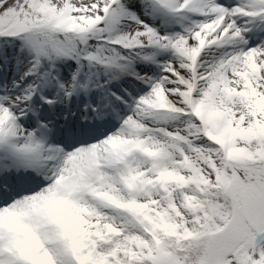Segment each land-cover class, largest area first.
Returning a JSON list of instances; mask_svg holds the SVG:
<instances>
[{
    "label": "snow or ice",
    "instance_id": "6c2138e0",
    "mask_svg": "<svg viewBox=\"0 0 264 264\" xmlns=\"http://www.w3.org/2000/svg\"><path fill=\"white\" fill-rule=\"evenodd\" d=\"M0 264H264V0H0Z\"/></svg>",
    "mask_w": 264,
    "mask_h": 264
}]
</instances>
